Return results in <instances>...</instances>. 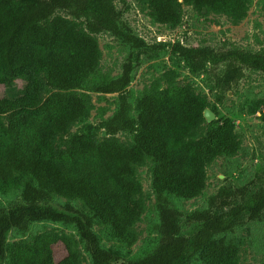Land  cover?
<instances>
[{"label": "trees", "instance_id": "trees-1", "mask_svg": "<svg viewBox=\"0 0 264 264\" xmlns=\"http://www.w3.org/2000/svg\"><path fill=\"white\" fill-rule=\"evenodd\" d=\"M135 2L155 23L170 27L181 23L184 6L233 24L248 11L247 0ZM126 9H117L114 0H0V87L21 83L15 97H0V196L20 192V202L0 208V264H85L84 254L91 264H191L195 257L201 264H239L238 247L225 235L263 217L264 173L240 187L223 186L204 207L182 212L174 206L172 199L201 196L206 168L219 157L234 156L241 141L230 119L205 121L206 97L181 85L171 69L131 105L127 88L134 70L166 45H148L135 35L122 18ZM100 33H109L130 52L119 76L88 86L101 59ZM170 52L191 75L208 65L222 66L215 80L220 90L238 82L244 69L264 74V55L257 52L235 47L217 52L179 42ZM87 92L117 94L118 107L98 124L72 131L93 110ZM221 102L218 96L216 103ZM248 108L264 122V100ZM211 110L216 114L215 106ZM121 132L131 136L130 143L117 138ZM147 161L156 241L138 259L118 262L92 226L105 227L126 248L136 243L135 225L146 211L136 170ZM35 223L72 226L76 235L45 229L27 241L7 242L11 230L25 236ZM57 243L66 255L56 262Z\"/></svg>", "mask_w": 264, "mask_h": 264}, {"label": "rangeland", "instance_id": "rangeland-1", "mask_svg": "<svg viewBox=\"0 0 264 264\" xmlns=\"http://www.w3.org/2000/svg\"><path fill=\"white\" fill-rule=\"evenodd\" d=\"M247 2L246 16L237 24L231 23L225 16L203 15L184 6L181 23L176 27H170L155 23L135 0H126L124 6L119 0H114L117 9L127 7L122 18L135 35L148 45L157 43L166 45L163 50L155 51L156 58L144 60L134 70L133 80L127 88L131 105L134 107L136 99L154 78L171 69L177 73V80L181 85H191L196 93L206 97L210 106L207 109L212 113L211 107L215 106L216 114L213 113L215 119H230L233 122L235 133L241 141L240 148L234 156L219 157L206 168V187L201 196L189 201L172 199L174 206L182 212L204 207L207 199L225 185L240 187L254 180L255 175L264 173V122L259 119L258 112L254 114L248 112L252 102L264 100V74L244 69L243 77L238 82L228 89L220 90L215 80L222 66L208 65L203 73L191 75L180 59L170 52L171 44L179 42L187 47L209 46L217 52L235 47L264 55V0H247ZM57 15L63 16V13L59 12ZM96 39L101 59L97 71L88 79V86L119 76L121 66L130 52L127 46L120 44L109 33H100L96 35ZM20 87L19 81L11 89L1 86L0 97H15L16 90ZM87 94L91 98L93 110L86 121L76 124L72 131L85 123L98 124L109 118L118 107L117 94L93 92ZM218 96L222 99L220 104L216 103ZM98 136H103L102 131ZM117 138L126 144L131 142V136L126 133H118ZM136 174L146 200V211L135 225L138 234L136 243L126 248L112 240L105 227L96 223L92 226V230L100 239L101 246L114 253L118 262L138 259L146 254L156 241L155 226L158 224V218L151 188V163L147 161L144 166L137 168ZM19 194L17 190L0 196V208L5 210L13 202H20ZM56 202L63 204L64 200L58 198ZM74 206L83 211L79 202H75ZM45 229L63 230L68 235H76L72 226L35 223L25 236L11 230L7 242L27 241ZM225 238L238 247L239 264H264V213L261 220L245 221L236 227L233 233L225 235ZM53 252L56 262L66 255L61 243L54 246ZM83 256L84 263L91 264L88 256L86 254ZM191 264L201 263L195 257Z\"/></svg>", "mask_w": 264, "mask_h": 264}, {"label": "water", "instance_id": "water-1", "mask_svg": "<svg viewBox=\"0 0 264 264\" xmlns=\"http://www.w3.org/2000/svg\"><path fill=\"white\" fill-rule=\"evenodd\" d=\"M203 117L206 122H212L215 120V115L209 109L203 111Z\"/></svg>", "mask_w": 264, "mask_h": 264}]
</instances>
